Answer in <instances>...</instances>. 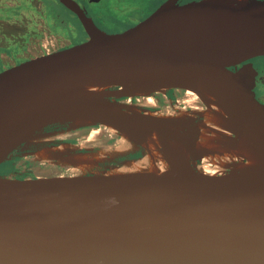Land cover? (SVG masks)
Masks as SVG:
<instances>
[{"label":"water","instance_id":"95a60500","mask_svg":"<svg viewBox=\"0 0 264 264\" xmlns=\"http://www.w3.org/2000/svg\"><path fill=\"white\" fill-rule=\"evenodd\" d=\"M64 2L89 38L0 72V166L48 127L80 114L132 139L140 135L131 120L179 125L142 108L103 111L162 89L191 91L214 105L222 90L261 157L211 175L79 169L66 153L60 167L0 173V264H264V104L251 62L264 58V1L167 0L117 34L89 25L75 2ZM200 121L187 118L193 143ZM202 159L191 151L195 168Z\"/></svg>","mask_w":264,"mask_h":264},{"label":"bare ground","instance_id":"6f19581e","mask_svg":"<svg viewBox=\"0 0 264 264\" xmlns=\"http://www.w3.org/2000/svg\"><path fill=\"white\" fill-rule=\"evenodd\" d=\"M212 1L234 7L238 4V0ZM222 92V90L217 92L216 99L219 103L218 105L204 103L201 100L207 107L206 110L203 109L202 111V107L199 106V97L191 91H184L183 95L185 96L184 101H182L183 104L197 109L202 115V121L196 126V129L200 131V138L199 141L195 143L191 140L192 130L186 127L187 118L190 117L191 114L189 115L182 111L164 112L165 117L176 120L179 125H159L153 127L146 122L129 121V126L138 131L140 135L137 139H132L113 125L104 123L103 126L108 129V131L120 136V145L117 146V149L114 151L117 154L125 155L135 153L140 147L146 149L147 154L144 160L138 161L137 164L133 166L134 169H172L178 171H193L194 169H198L211 175L224 174L230 169L243 165L244 163H251L258 160L261 155L249 143L248 139L239 128L231 111L227 96L221 97ZM165 94H167V92L163 89L133 94L127 98L113 101L112 105L106 107L103 111L106 113H113L128 109L139 110L140 107L136 106L135 100L138 104L145 103L148 106H154L156 101L155 98H157L158 95L165 97ZM172 95H174V93ZM50 108H53V106ZM67 121L72 129L90 127L98 122L95 116L90 114L76 115L68 118ZM59 133L61 132H50L45 135L54 136ZM96 134H94V136ZM44 139H46L47 142H51L52 140L47 138ZM82 143L84 142L82 141ZM194 149L203 156L202 164L200 166L196 165V168L191 162V151ZM82 151H87L84 144L83 146H77L69 143H60L57 145L50 144L42 146L35 150L32 156L40 165L44 166L54 165L52 164L53 162H51L52 160L57 158L60 159L66 153H70L71 156H67L68 161L73 162L79 169L94 167L98 161L101 162L103 157L106 156L103 152L93 153V155H91Z\"/></svg>","mask_w":264,"mask_h":264},{"label":"rangeland","instance_id":"374dc122","mask_svg":"<svg viewBox=\"0 0 264 264\" xmlns=\"http://www.w3.org/2000/svg\"><path fill=\"white\" fill-rule=\"evenodd\" d=\"M138 1H142L145 4L147 0ZM161 2L162 0H152V2L149 3L148 8L144 9V12L142 14L144 16L148 13L150 14V12L156 9L161 4ZM105 7V5H99L96 7V9H100L102 12L104 11ZM52 11L53 6L47 5L45 0H25L24 16H22L20 20L14 22H0V45L8 46L5 47L8 50V54L5 52L4 54L0 53V62L5 60V62L8 61L10 64H14L15 62L23 58L25 59L44 53L46 51L68 44L72 40L77 39V37L75 36L76 34L74 32V29L71 28V26L73 27V25H76V23L69 20L65 23V25H59V23L55 21L51 16ZM102 20L107 21L105 18H103ZM113 23L117 24V22ZM22 38H24V49L21 47ZM18 43H20V45H18ZM2 57L5 58L2 59ZM169 91L171 90H166L167 93ZM183 94L184 93L177 92V95L179 96L177 99L179 100V102H174L177 107H173L170 102L166 105L170 106L167 107L166 110L169 112L182 111L188 113L189 115L191 114L190 117L193 119L195 117H199V119H202V116H200V112L197 109L188 106L184 108L185 105L182 101H184L185 95ZM157 100L163 102V100L166 99L162 95H158ZM199 102V106L202 107L201 110H206L207 107L202 103V101L199 100ZM136 104L138 103L136 102ZM139 105H141V103H139ZM63 126V132L61 131V133L59 134H56L54 136L44 134L39 136L37 140H33L31 143L28 144H24L18 151H16L10 157L8 161L4 163V168L2 170L5 171L6 169H8V166L11 163H13L15 168L18 170L27 169L29 168V166H31L32 168L36 167L37 169H39L38 167L40 166V163L35 160V158L32 156V153L40 147L50 144L57 145L60 143H69L77 146H83L84 144V147H86V150L88 152H82L89 153L91 155H93V153L103 152L106 156L103 157V160L101 162L98 161L96 163L100 167H109L111 165L113 167L126 166V168H132L137 164L138 161H143L144 157L147 154L142 148H139L135 153H129L125 155L117 154L114 151L117 149V146L120 145L119 141H121V138L120 136L108 131V129L104 128L103 125H93L81 129H72L70 127V124H64ZM93 132L94 134H97L94 136ZM92 136H94L95 139ZM44 138L52 140L51 142H47ZM82 141L84 143H82ZM141 152H143V157L141 159L127 158V156L129 155H134ZM57 160L60 159H55L51 161L53 162L52 164H54L51 165L52 167H60L58 165L65 163V161L67 163V160H65L64 162L63 160ZM201 164L202 162H199V166Z\"/></svg>","mask_w":264,"mask_h":264},{"label":"flooded vegetation","instance_id":"af4514ba","mask_svg":"<svg viewBox=\"0 0 264 264\" xmlns=\"http://www.w3.org/2000/svg\"><path fill=\"white\" fill-rule=\"evenodd\" d=\"M47 5L53 6V11L51 16L55 21L59 23V25H62L69 20L76 23V25L71 26V28L74 29L75 36L77 39L72 40L70 43L62 45L60 47L54 48L52 50L46 51L44 53L29 57V58H23L14 64H10L8 61L5 62V60L0 62V72L9 69L13 66H16L22 62H25L29 59L44 55L46 53L53 52L55 50L64 48L68 45L86 40L89 38L88 31L85 27V24L83 23V20L79 13L70 8L68 5L65 4L64 0H45ZM75 2L76 8H78L79 12L82 14L83 18L87 21L89 25H92L95 28H98L102 32L108 33V34H117L121 33L143 19H145L147 16H149L151 13H153L157 8H159L162 4H164L167 0H162L161 4L150 14L143 15L144 9H147L149 6V3L152 2V0H147L144 4L142 1L138 0H72ZM193 0H179L180 3H186ZM250 2L254 1H264V0H249ZM99 5H105L104 11L101 12L100 9H96ZM145 5V6H144ZM108 6V7H107ZM145 7V8H144ZM24 9H25V0H0V22H14L20 20L22 16H24ZM105 18L107 21H103L102 19ZM113 22H117V24H114ZM121 27V28H120ZM74 36V37H75ZM1 37V34H0ZM22 45L21 47L24 49V38L21 40ZM20 45V43H18ZM8 46L0 45V53L8 54L7 48ZM18 47V46H17ZM19 50V49H18ZM5 57H2L4 59ZM257 71L256 76V87H255V93L257 98L264 104V58L260 59H254L251 61ZM174 95H172L173 93ZM177 92H182L180 90H171L167 94H165V99L163 102H160V100H157L153 106H148L145 103H142L141 105H137L141 110L147 111L153 114H156L158 116L162 115L164 116V112H166L167 107H170L169 105L166 106L168 103L172 104L173 107H177L174 102H179L177 99L179 96L177 95ZM172 93V94H171ZM136 103V100H135ZM187 105H185L184 108H186ZM157 111V112H156ZM64 124L56 125L48 127L45 131L46 133H53V132H61ZM143 152L137 153L134 155H129L127 158L129 159H141L143 156ZM202 162V160L200 161ZM11 165V166H10ZM8 166V169L5 171L2 170L4 167V164L0 166V173L6 174V175H27L30 173H33L35 171V168H32L29 166L27 169L18 170L15 168L14 164L11 163ZM199 165V162H198ZM51 168V165H43L39 166L38 168ZM37 169V168H36Z\"/></svg>","mask_w":264,"mask_h":264}]
</instances>
